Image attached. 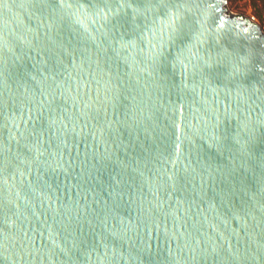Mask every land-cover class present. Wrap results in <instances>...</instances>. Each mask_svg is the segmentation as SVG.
Instances as JSON below:
<instances>
[{"label":"water","instance_id":"water-1","mask_svg":"<svg viewBox=\"0 0 264 264\" xmlns=\"http://www.w3.org/2000/svg\"><path fill=\"white\" fill-rule=\"evenodd\" d=\"M0 264H264L260 26L0 0Z\"/></svg>","mask_w":264,"mask_h":264},{"label":"rangeland","instance_id":"rangeland-1","mask_svg":"<svg viewBox=\"0 0 264 264\" xmlns=\"http://www.w3.org/2000/svg\"><path fill=\"white\" fill-rule=\"evenodd\" d=\"M227 10L258 24L264 32V0H226Z\"/></svg>","mask_w":264,"mask_h":264}]
</instances>
